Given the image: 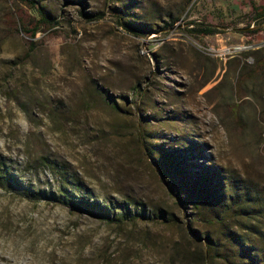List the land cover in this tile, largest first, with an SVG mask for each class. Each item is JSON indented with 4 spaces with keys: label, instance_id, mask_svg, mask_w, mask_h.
Wrapping results in <instances>:
<instances>
[{
    "label": "rangeland",
    "instance_id": "obj_1",
    "mask_svg": "<svg viewBox=\"0 0 264 264\" xmlns=\"http://www.w3.org/2000/svg\"><path fill=\"white\" fill-rule=\"evenodd\" d=\"M34 1L23 62L0 0V264H264V0Z\"/></svg>",
    "mask_w": 264,
    "mask_h": 264
},
{
    "label": "trees",
    "instance_id": "obj_2",
    "mask_svg": "<svg viewBox=\"0 0 264 264\" xmlns=\"http://www.w3.org/2000/svg\"><path fill=\"white\" fill-rule=\"evenodd\" d=\"M7 1L9 4H11L12 8L7 23L11 26V29L18 31V33L22 35V37L26 41L27 51L22 57L23 62H26L29 59L30 55L36 49L37 35L42 33L48 36H52L55 33L54 29L58 25V22L46 16L42 8L39 7L34 0ZM32 12L34 13L33 16H31ZM250 17V21L246 25V28L242 29L241 31L252 37L264 34V3L256 4L253 1H250ZM174 24L175 22H172V25ZM119 25L134 37L143 36L144 33L148 35V33L150 32L132 28L120 22ZM185 26L186 34L194 37L204 38L221 33L219 26H214L206 22H188L187 24H185ZM171 27L172 26H167L168 29H171ZM262 38H264V35H262ZM147 152L149 159H153L152 152L150 150L148 151V149ZM173 167L175 168L174 171H180L179 161L174 160ZM160 170L161 176L166 177L164 168L160 167ZM210 173L211 172L203 171L201 173V176L198 178L200 179V184L203 185L201 191L203 190L207 195L213 194L212 190L210 189L215 190L213 184L214 179L210 175ZM0 180H4V177L0 176ZM167 185L171 191H174L169 182H167ZM175 195L177 196V198L182 197L180 191H177ZM184 199L187 200L186 203L188 205H192L193 202L189 197ZM61 203L67 205L72 212H85L90 214L94 213L95 211H99L100 213L104 214V210L101 206L97 204H90L88 201L72 200L68 198V196H62ZM195 236L198 237L197 235ZM207 246L210 247V244L207 243ZM239 247L242 254H244L245 257H249V253H247L245 250L246 246L240 244Z\"/></svg>",
    "mask_w": 264,
    "mask_h": 264
}]
</instances>
